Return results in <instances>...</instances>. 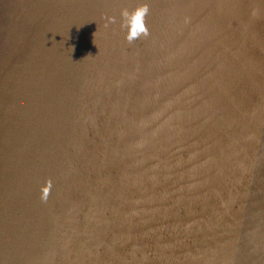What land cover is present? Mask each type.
I'll use <instances>...</instances> for the list:
<instances>
[{
  "label": "water",
  "instance_id": "1",
  "mask_svg": "<svg viewBox=\"0 0 264 264\" xmlns=\"http://www.w3.org/2000/svg\"><path fill=\"white\" fill-rule=\"evenodd\" d=\"M229 14L0 0V264H264V69Z\"/></svg>",
  "mask_w": 264,
  "mask_h": 264
},
{
  "label": "bare ground",
  "instance_id": "2",
  "mask_svg": "<svg viewBox=\"0 0 264 264\" xmlns=\"http://www.w3.org/2000/svg\"><path fill=\"white\" fill-rule=\"evenodd\" d=\"M238 3L239 10L243 12L246 19L249 18V21L248 23H242V32L240 27L237 28L238 20H234L235 16L229 14L230 31L234 34H240L241 42L250 49L251 55L262 62V66H256L258 74L255 75L256 77L253 76L255 80L258 79L256 83L259 84V80H262V78H259L260 73L264 69V0H238ZM239 30L241 31L237 32ZM229 51L227 50V54ZM247 71L251 72L249 68ZM262 82L264 81L262 80ZM256 87L258 86L256 85ZM257 101L263 105L264 96L262 98L258 97Z\"/></svg>",
  "mask_w": 264,
  "mask_h": 264
},
{
  "label": "clouds",
  "instance_id": "3",
  "mask_svg": "<svg viewBox=\"0 0 264 264\" xmlns=\"http://www.w3.org/2000/svg\"><path fill=\"white\" fill-rule=\"evenodd\" d=\"M147 12V8L138 9L134 14H129L126 10L122 13L123 25L128 27L130 25V31L128 39L131 42L132 39L137 37L140 33L146 34V28L143 24V16Z\"/></svg>",
  "mask_w": 264,
  "mask_h": 264
}]
</instances>
